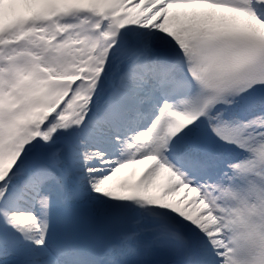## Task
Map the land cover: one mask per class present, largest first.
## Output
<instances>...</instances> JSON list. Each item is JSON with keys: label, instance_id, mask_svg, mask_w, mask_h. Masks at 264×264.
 <instances>
[{"label": "snow or ice", "instance_id": "obj_1", "mask_svg": "<svg viewBox=\"0 0 264 264\" xmlns=\"http://www.w3.org/2000/svg\"><path fill=\"white\" fill-rule=\"evenodd\" d=\"M0 264H264V0H0Z\"/></svg>", "mask_w": 264, "mask_h": 264}, {"label": "rangeland", "instance_id": "obj_2", "mask_svg": "<svg viewBox=\"0 0 264 264\" xmlns=\"http://www.w3.org/2000/svg\"><path fill=\"white\" fill-rule=\"evenodd\" d=\"M147 164V162H144ZM132 165L127 166L125 169L123 170V174L121 176V179L124 178H128V179H136L139 177L140 173L142 172L140 169L139 170H133ZM178 195H182V193L178 194Z\"/></svg>", "mask_w": 264, "mask_h": 264}, {"label": "bare ground", "instance_id": "obj_3", "mask_svg": "<svg viewBox=\"0 0 264 264\" xmlns=\"http://www.w3.org/2000/svg\"><path fill=\"white\" fill-rule=\"evenodd\" d=\"M147 166V164L146 163H140V164H135V165H133L132 166V169L133 170H141V171H143L144 169H145V167ZM122 174H123V170H121L119 173H118V179H121V176H122Z\"/></svg>", "mask_w": 264, "mask_h": 264}]
</instances>
